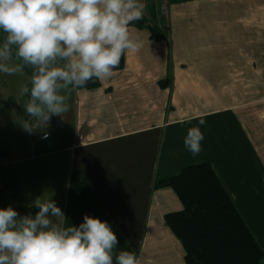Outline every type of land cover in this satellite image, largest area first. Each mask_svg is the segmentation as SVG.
Returning a JSON list of instances; mask_svg holds the SVG:
<instances>
[{"label": "crops", "instance_id": "crops-1", "mask_svg": "<svg viewBox=\"0 0 264 264\" xmlns=\"http://www.w3.org/2000/svg\"><path fill=\"white\" fill-rule=\"evenodd\" d=\"M165 1L160 8L143 0L146 25H130L143 47L125 54L124 67L67 93L68 111L38 129L22 127L32 119L29 96L20 95L31 69L0 73V154L13 162L0 209L35 216L37 199L53 200L66 226L85 215L107 221L117 253L135 252L141 264H187L165 219L184 206L159 185L208 163L264 264V0ZM154 25L163 39L151 37ZM200 119L205 139L193 157L184 137Z\"/></svg>", "mask_w": 264, "mask_h": 264}, {"label": "clouds", "instance_id": "clouds-1", "mask_svg": "<svg viewBox=\"0 0 264 264\" xmlns=\"http://www.w3.org/2000/svg\"><path fill=\"white\" fill-rule=\"evenodd\" d=\"M143 0H0V73L31 69V87L22 127L31 132L68 111V95L89 81L113 76L128 51L143 47L130 25L143 17ZM200 119L188 129L184 147L193 157L202 151L206 126ZM46 138V137H45ZM35 216L0 209V264H141L135 252L115 251L119 243L107 221L84 216L66 226L53 200L37 199Z\"/></svg>", "mask_w": 264, "mask_h": 264}, {"label": "trees", "instance_id": "trees-1", "mask_svg": "<svg viewBox=\"0 0 264 264\" xmlns=\"http://www.w3.org/2000/svg\"><path fill=\"white\" fill-rule=\"evenodd\" d=\"M141 21L137 25H146ZM149 28L152 38H164L159 26ZM124 65L125 55L117 70ZM99 85L94 79L83 87ZM159 186L172 188L184 206L165 219L184 246L187 264H260L263 251L210 164L186 167Z\"/></svg>", "mask_w": 264, "mask_h": 264}, {"label": "built area", "instance_id": "built-area-1", "mask_svg": "<svg viewBox=\"0 0 264 264\" xmlns=\"http://www.w3.org/2000/svg\"><path fill=\"white\" fill-rule=\"evenodd\" d=\"M12 166V160L9 157L0 154V191L8 192V189H6L7 185L4 174L9 171Z\"/></svg>", "mask_w": 264, "mask_h": 264}, {"label": "rangeland", "instance_id": "rangeland-1", "mask_svg": "<svg viewBox=\"0 0 264 264\" xmlns=\"http://www.w3.org/2000/svg\"><path fill=\"white\" fill-rule=\"evenodd\" d=\"M153 3H155V5L157 4H159V7L161 8V6H163V5H166V3H167V1H165V0H151ZM163 4V5H162ZM160 18H164V19H166V17H163V16H161ZM165 25H166V20H164V28H165ZM1 80V79H0Z\"/></svg>", "mask_w": 264, "mask_h": 264}]
</instances>
